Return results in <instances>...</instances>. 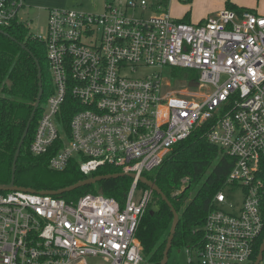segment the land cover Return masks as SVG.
Returning a JSON list of instances; mask_svg holds the SVG:
<instances>
[{"label": "built area", "instance_id": "built-area-1", "mask_svg": "<svg viewBox=\"0 0 264 264\" xmlns=\"http://www.w3.org/2000/svg\"><path fill=\"white\" fill-rule=\"evenodd\" d=\"M25 1L0 0V31L29 28ZM169 4L50 9L45 34L29 33L45 47L51 80L29 152L50 155L55 172L75 161L88 178L103 167L134 178L122 202L0 193V264H144L136 232L154 192L139 178L197 129L232 167L210 202L200 247L188 254L196 264L255 263L264 228V15L224 8L191 23L173 18ZM165 69L197 74L175 75L174 88ZM223 189L241 192V205L226 204Z\"/></svg>", "mask_w": 264, "mask_h": 264}, {"label": "trees", "instance_id": "trees-1", "mask_svg": "<svg viewBox=\"0 0 264 264\" xmlns=\"http://www.w3.org/2000/svg\"><path fill=\"white\" fill-rule=\"evenodd\" d=\"M224 8L238 13L246 10L231 3V0H225ZM183 21L189 22L187 16ZM4 32L14 41L0 34V185L10 182L14 155L38 94L36 60L42 73V103L46 101L51 89V80L45 65L44 45L29 36L28 29L24 26H17ZM20 44H23L27 50L22 49ZM41 113L42 110L38 109L21 147L16 163L15 185L36 192L57 191L88 179L80 173L75 161H72L64 171L55 172L48 166L50 155L36 157L29 152V145ZM205 131V129L194 131L187 140L174 146L161 166L144 175L161 189L179 215L172 247L185 246L192 250L200 247L202 242L200 227L214 194L224 186L225 177L232 167V161L206 140ZM190 155L202 156L203 159H196ZM216 157L219 161L215 160ZM211 161H214L213 164H210ZM114 173H118L116 168L103 167L91 177ZM184 181L186 182L183 183ZM131 183L128 177L103 180L65 193L60 198L76 201L83 195H96L102 191L103 195L122 202ZM185 184L188 187L181 193ZM139 186L144 187L142 184ZM262 196L261 210L264 224V191ZM182 207L186 210L183 216L180 214ZM172 222L173 216L169 207L153 193L136 232V238L142 248L144 264L161 263ZM263 238L264 228L257 239L254 259L257 257Z\"/></svg>", "mask_w": 264, "mask_h": 264}, {"label": "rangeland", "instance_id": "rangeland-1", "mask_svg": "<svg viewBox=\"0 0 264 264\" xmlns=\"http://www.w3.org/2000/svg\"><path fill=\"white\" fill-rule=\"evenodd\" d=\"M104 2L105 0H26V7L20 12V16L29 23L28 33L41 36L46 32L47 16L50 9H75L90 14H101L103 12ZM231 3L238 7L246 8L264 15V0H231ZM169 6L171 16L176 20H182L187 16L191 23H197L198 21L206 19L212 14L224 9L225 0H170ZM45 63L44 64L48 70L46 60ZM180 72H185V74L189 76H183L182 79L190 78V76L194 77L197 74L195 71H182L176 69V73L170 75V70L165 69L162 75L165 80L173 84L174 88H178L179 85L175 84L174 76L179 75ZM149 73H151V71H149ZM48 74L50 76L49 71ZM168 78L170 79L168 80ZM190 157L203 159L202 156L196 155H190ZM215 160L219 161V158L216 157ZM213 162L214 161H211L210 164H213ZM209 171L210 169L207 171V173ZM185 182L186 181L183 183ZM222 192L226 197V204H232L235 207L241 205V192H231L228 189H223ZM191 195L192 192L189 194L190 198ZM202 205L203 203L201 206ZM220 207L225 208L222 206ZM185 211V208L182 207L180 214L183 216L186 214ZM187 248L188 247L185 246L172 247L168 253L166 264H189L191 258L193 263L196 264V258L194 257V254H188ZM261 264H264V255Z\"/></svg>", "mask_w": 264, "mask_h": 264}, {"label": "water", "instance_id": "water-1", "mask_svg": "<svg viewBox=\"0 0 264 264\" xmlns=\"http://www.w3.org/2000/svg\"><path fill=\"white\" fill-rule=\"evenodd\" d=\"M0 34H3L9 38H11L13 41L14 39L12 37H10L7 33H5L4 31H0ZM22 49H26V47L23 44H20ZM36 65H37V69H38V94L35 100V103L33 105V111L30 115V118L27 122L26 128L21 136V139L18 143L15 155H14V159H13V163H12V169H11V179L10 182L8 184H3L0 185V192H13V191H23V192H29V193H34L36 191L32 190V189H28V188H21V187H17L15 185V171H16V163L20 154V150L21 147L25 141V138L28 134L31 122L37 112V110L39 109L40 103H41V98L43 95V84H42V73H41V68L40 65L38 63V61L36 60ZM190 86H194V84H191ZM123 177H128L130 179L134 178V175L132 174H125V173H114V174H109V175H104V176H96V177H91L82 181H79L71 186H68L66 188L57 190V191H40L38 193L43 194V195H51V196H58L60 197L61 195L65 194V193H69L72 192L78 188L84 187V186H89V185H93L96 184L100 181L103 180H109V179H117V178H123ZM139 182L150 188L155 194H157L162 201H164L166 203V205L169 207L172 216H173V222H172V226H171V230L165 245V249L163 252V258L161 260L160 264H166L167 263V257H168V253L172 247V241L174 239V235L176 233V228L178 226L179 223V215L177 213V211L175 210V208L172 206L171 202L169 201V199L166 197V195L161 191V189L151 180H149L146 177H140L139 178ZM188 187L187 184L183 185L181 193ZM100 194H102V191H100ZM263 254H264V238L261 242V245L259 247V251L255 260L254 264H260L262 262L263 259Z\"/></svg>", "mask_w": 264, "mask_h": 264}, {"label": "crops", "instance_id": "crops-1", "mask_svg": "<svg viewBox=\"0 0 264 264\" xmlns=\"http://www.w3.org/2000/svg\"><path fill=\"white\" fill-rule=\"evenodd\" d=\"M179 1V0H178Z\"/></svg>", "mask_w": 264, "mask_h": 264}]
</instances>
